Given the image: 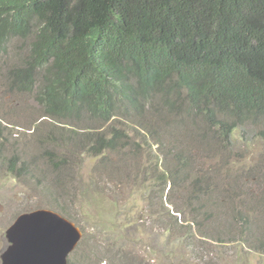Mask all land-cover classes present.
<instances>
[{
  "label": "trees",
  "instance_id": "1",
  "mask_svg": "<svg viewBox=\"0 0 264 264\" xmlns=\"http://www.w3.org/2000/svg\"><path fill=\"white\" fill-rule=\"evenodd\" d=\"M6 47L9 90L72 130L132 119L150 134L173 115L200 150L209 130L229 143L248 124L264 142V0H0V55ZM109 130L91 152L122 148L125 135ZM170 141L157 142L161 155L191 169L182 140Z\"/></svg>",
  "mask_w": 264,
  "mask_h": 264
},
{
  "label": "rangeland",
  "instance_id": "2",
  "mask_svg": "<svg viewBox=\"0 0 264 264\" xmlns=\"http://www.w3.org/2000/svg\"><path fill=\"white\" fill-rule=\"evenodd\" d=\"M12 60L6 47L0 55V253L15 218L44 209L68 217L81 232L68 264H264V142L257 127L237 129L229 143L209 130L203 150L201 135L191 138L181 129V138L184 124L173 115L157 120L155 134L136 130L132 119L72 130L43 118L32 94L9 90ZM109 127L125 135L122 148L91 152V140L109 138ZM174 135L191 169L161 155L157 142L167 150ZM182 175L187 180L179 183Z\"/></svg>",
  "mask_w": 264,
  "mask_h": 264
},
{
  "label": "water",
  "instance_id": "3",
  "mask_svg": "<svg viewBox=\"0 0 264 264\" xmlns=\"http://www.w3.org/2000/svg\"><path fill=\"white\" fill-rule=\"evenodd\" d=\"M81 232L70 221L44 209L18 215L5 230L0 264H67Z\"/></svg>",
  "mask_w": 264,
  "mask_h": 264
}]
</instances>
